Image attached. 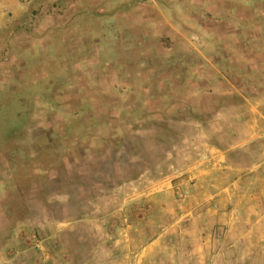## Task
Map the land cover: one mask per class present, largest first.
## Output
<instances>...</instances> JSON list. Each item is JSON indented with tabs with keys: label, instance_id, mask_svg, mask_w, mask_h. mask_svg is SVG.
I'll list each match as a JSON object with an SVG mask.
<instances>
[{
	"label": "rangeland",
	"instance_id": "rangeland-1",
	"mask_svg": "<svg viewBox=\"0 0 264 264\" xmlns=\"http://www.w3.org/2000/svg\"><path fill=\"white\" fill-rule=\"evenodd\" d=\"M0 264H264V0H0Z\"/></svg>",
	"mask_w": 264,
	"mask_h": 264
}]
</instances>
